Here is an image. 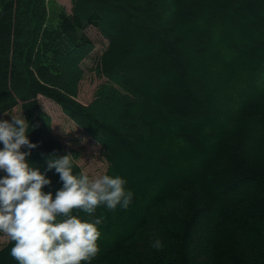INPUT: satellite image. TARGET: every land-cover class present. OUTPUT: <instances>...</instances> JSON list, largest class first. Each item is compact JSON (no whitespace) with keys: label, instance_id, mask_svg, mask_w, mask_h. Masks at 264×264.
<instances>
[{"label":"trees","instance_id":"trees-1","mask_svg":"<svg viewBox=\"0 0 264 264\" xmlns=\"http://www.w3.org/2000/svg\"><path fill=\"white\" fill-rule=\"evenodd\" d=\"M90 26L107 42L89 67ZM88 71L102 81L85 103ZM40 95L133 193L127 209L78 213L103 217L91 264H264V0H0V119L34 127L28 162L54 196L47 158L71 153L78 174L81 153ZM11 247L0 264H17Z\"/></svg>","mask_w":264,"mask_h":264},{"label":"clouds","instance_id":"clouds-1","mask_svg":"<svg viewBox=\"0 0 264 264\" xmlns=\"http://www.w3.org/2000/svg\"><path fill=\"white\" fill-rule=\"evenodd\" d=\"M3 115L11 121L0 119V236L12 243L11 257L17 264H91L100 252L103 217L90 222L78 213L92 215L100 206L127 209L133 193L126 180L86 170L75 174L71 153L51 154L47 168L59 174L62 187L54 196L44 192L51 180L28 162L38 147L28 137L34 127L23 113ZM153 247L161 249L160 240Z\"/></svg>","mask_w":264,"mask_h":264},{"label":"rangeland","instance_id":"rangeland-1","mask_svg":"<svg viewBox=\"0 0 264 264\" xmlns=\"http://www.w3.org/2000/svg\"><path fill=\"white\" fill-rule=\"evenodd\" d=\"M56 1L58 4L63 5L68 9H70L72 4V0ZM86 33L96 43V52H94L91 59L87 60V65L90 67L94 63L97 54L102 52L107 41L96 27H88ZM101 81L102 79H100V77H97L93 72L88 71L86 77L82 81L81 92L79 95L80 100L85 103L89 102L93 97L97 84ZM39 100L43 108L52 118V125L55 134L61 137L70 147L81 153L78 162L83 170H86L90 175L106 173L108 164L102 155L100 146L96 140L84 132L83 129L64 112L62 107L56 101L43 95L39 96ZM5 240L6 239L0 236V242H4Z\"/></svg>","mask_w":264,"mask_h":264}]
</instances>
